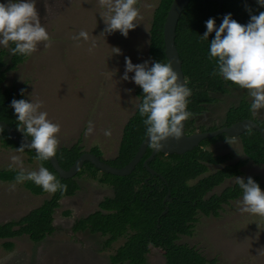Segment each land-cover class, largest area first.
Masks as SVG:
<instances>
[{
    "label": "rangeland",
    "instance_id": "1",
    "mask_svg": "<svg viewBox=\"0 0 264 264\" xmlns=\"http://www.w3.org/2000/svg\"><path fill=\"white\" fill-rule=\"evenodd\" d=\"M159 3L160 0H139L136 4L139 9L137 26L125 37L118 30L111 34L104 31L106 25L102 14L106 9L100 0H36L38 17L50 36V45L45 47L40 42L37 50L27 56L16 71L7 74L3 88L17 93L23 90L24 99L43 102L40 110L60 125L56 134L57 148H70L80 141L85 152L97 147L106 161L115 159L124 128L140 103L136 95L138 86L121 79L125 57L133 64L147 60L151 65V26ZM245 3L261 8L256 0H245ZM82 30L88 33L89 39L74 40L73 37ZM93 41L95 47H92ZM12 43L9 42L7 47L0 46L7 52V64L12 55ZM113 47L120 49L119 54L113 53ZM132 75L134 73H129V77ZM129 89L131 91H127ZM213 96L218 102L206 106V111L195 119V128L219 129L231 107L244 98L251 103L248 90L239 86L230 88L227 94ZM253 115L256 120L264 121V109ZM89 121L93 122L94 131L85 136ZM106 129L111 131L110 136L104 135ZM205 148L215 155L233 156L224 165L209 166L205 176L247 159L240 138L226 137ZM13 155L20 157L22 165L12 163L10 157ZM21 166L26 171H38L42 167L29 153L17 152L0 142V171H20ZM249 176L264 181V165L248 161L238 177L247 179ZM75 180L80 189L73 197L60 201L54 214L55 232L40 243L32 242L27 236L0 240V264H111V256L124 244L125 238L104 249L106 237L89 231L75 233L73 226L78 220L99 211L100 203L114 196L113 188L88 174ZM24 182L0 181V224L19 221L51 199V193L33 195ZM235 184L236 177L225 180L208 196L219 195ZM240 201L241 198L224 205L219 217L199 213L193 235L181 236L178 243L195 248L209 261L216 260L217 264H264V217L242 213ZM6 242H12L14 247L5 249ZM147 264L167 262L159 250L152 248Z\"/></svg>",
    "mask_w": 264,
    "mask_h": 264
},
{
    "label": "trees",
    "instance_id": "2",
    "mask_svg": "<svg viewBox=\"0 0 264 264\" xmlns=\"http://www.w3.org/2000/svg\"><path fill=\"white\" fill-rule=\"evenodd\" d=\"M139 0H137L138 3ZM174 0H160L153 15L151 26V39L149 56L153 61L168 63L165 55L164 25L168 11ZM222 12L217 2L208 0H191L183 12L176 31V47L182 69L186 79V85L192 90L188 98L187 111L192 113L187 119L186 131L190 134L204 132L202 127L195 128V119L206 111L207 105L218 102L213 94H227L230 88L237 85L223 80L219 75H213L217 67L216 59L209 58V44L214 38V33L209 40H204L201 35L206 31L205 21L215 18L217 26L225 14L231 13L233 19L244 24L249 21L250 15H258L264 11V7L256 8L245 3V0H222ZM233 15H236L235 18ZM15 44L10 45V49ZM12 54V53H11ZM7 52L0 49V121L10 125L22 138L23 132L18 130L14 110L10 107L12 99H21V92L3 88L7 74L16 71L23 64L27 56L12 54L10 63L6 62ZM136 95L142 101V89L138 86ZM250 102L242 99L237 106L231 107L223 126H231L244 120H254L264 129V121H258L250 111ZM144 117L139 115L138 109L126 124L118 155L115 159L107 161L115 168H123L128 165L138 152L145 140ZM211 128L208 131H214ZM226 135L207 139L200 146L184 155H165L159 153L149 164L158 175L153 176L144 167V161L151 155L153 147L150 145L141 162L135 170L126 177L114 176L102 173L91 163H85L83 169L74 179H61L51 166L50 162L36 158V152L25 147V152L32 158L37 159L42 167L47 168L56 178L67 186L66 191L55 192L51 199L45 201L39 208L32 210L19 221L0 224V240H8L27 236L32 242L40 243L52 235L54 226V214L60 207V201L67 197H73L80 186L75 180L88 174L101 184L113 188L114 196L105 198L100 203V210L87 218L78 220L73 231L91 234H100L106 237L104 249H109L120 239L125 242L114 255L111 256V264H147V256L151 249L159 250L166 259L167 264H217L216 260L209 261L195 248L185 244H179L181 236L193 235L195 225L198 223V214L206 217H219L224 205L236 201L242 197L239 185L226 188L219 195H210L216 187L222 185L225 180L238 177L242 169L252 161L257 165H264V141L256 130L248 129L240 136L246 160L229 164L214 174L207 175L209 166H220L233 159L232 155H215L205 147L219 140L225 139ZM0 142L4 147L16 150L21 145L11 140L5 130L0 128ZM81 142L78 141L70 148H57L56 157L64 170H69L84 153ZM96 156L102 157L103 153L97 147L90 150ZM18 170L0 171V181L16 182ZM264 190V181L259 177H252ZM247 179H245L246 181ZM195 183H191L194 182ZM25 188L33 195H45L40 186L30 180H25ZM171 193V202L164 200ZM166 207L168 212L163 215ZM69 216V213H65ZM7 250L14 247L12 242L4 243Z\"/></svg>",
    "mask_w": 264,
    "mask_h": 264
},
{
    "label": "clouds",
    "instance_id": "3",
    "mask_svg": "<svg viewBox=\"0 0 264 264\" xmlns=\"http://www.w3.org/2000/svg\"><path fill=\"white\" fill-rule=\"evenodd\" d=\"M101 6L106 9L102 14L105 22V32L111 34L119 31L127 37L129 30L137 26L139 17L137 0H100ZM264 7V0H256ZM206 31L201 35L204 40L214 33L209 40V58H215L217 67L213 75H219L242 89L248 90L251 97L250 111L255 113L264 109V11L258 15H250L246 24L233 19L231 13L225 14L219 26L215 18L205 21ZM89 39L85 31H80L74 40ZM13 42L15 47L12 54L30 56L37 50L40 42L47 47L50 45V36L41 24L36 10V0H3L0 2V46L7 47ZM95 41L92 47H95ZM113 53L119 54L120 49L114 48ZM129 73H134L129 77ZM124 81H131L142 89V101L136 105L139 115L144 117L145 136L147 143L154 149L160 150L169 138L181 140L183 137V121L192 115L187 111L189 97L192 90L183 83L172 63L153 61L151 65L146 60L133 64L129 57H125V71L121 77ZM127 91H131L130 89ZM21 96L25 93L21 90ZM42 101L33 102L31 99H12L10 107L14 110L17 128L25 137H30V144H21L17 152H23L25 147L35 150L36 158L47 161L57 153V133L60 125L47 118L48 113L41 111ZM94 131L92 121L88 122L85 136ZM105 136L111 131L106 129ZM13 164L22 165L19 156L10 157ZM30 180L40 186L45 192L54 194L57 191H66L67 186L62 184L56 176L45 167L38 171H26L22 168L15 181L21 183ZM236 183L241 190L242 213H249L264 217V190L249 176L236 177ZM15 187V184L12 185Z\"/></svg>",
    "mask_w": 264,
    "mask_h": 264
},
{
    "label": "water",
    "instance_id": "4",
    "mask_svg": "<svg viewBox=\"0 0 264 264\" xmlns=\"http://www.w3.org/2000/svg\"><path fill=\"white\" fill-rule=\"evenodd\" d=\"M190 1L191 0H174L172 2V5L166 17V21L164 25V33H163L166 58L168 62L172 63V66L174 70L178 73L180 80L185 84H186V79L182 69V60L180 59V55L176 47V31L179 20L183 12L189 5ZM208 1L217 2L219 4V10L220 12H222V8H223L222 0H208ZM233 16L237 18L236 15ZM239 20L241 21V24H244L242 19L239 18ZM186 122L187 120L182 122L184 127H183V137L181 138V140L177 141L172 138H169L166 142H163L165 145L163 148H161L160 150L153 149L151 155L144 161V167L153 176L158 174L153 169L150 168L149 164L155 159V157L159 153H163L165 155H173V154L184 155L194 150L196 147L200 146V144L207 139L217 138L218 136L221 135H226L227 137H231V138H240V136L243 133H245L248 129L256 130L257 132H259L262 140L264 141V129L261 128V126L254 120L247 119L238 122L236 124H233L229 127L223 126L214 131H204L193 134H188V132L186 131ZM0 128L5 130L9 135V137L11 138V140L18 145H21L22 143L27 145L30 144L31 142V139L29 138L20 137L19 134L4 121H0ZM149 146L150 144L147 143V137H146L145 140L142 142L135 157L128 165H126L123 168H115L110 164H108L103 157L96 156L91 152H84L82 156L75 162V164L69 170H64L60 166V163L56 156L50 158L48 161L50 162L54 170L58 173L59 177L65 180L74 179L83 169L85 163L87 162L91 163L97 170H99L102 173H107L119 177H126L132 174V172L135 170L137 165L141 162ZM170 196L171 193L169 192L164 200L165 204L172 201ZM167 212H168V207H166L162 216L166 215Z\"/></svg>",
    "mask_w": 264,
    "mask_h": 264
}]
</instances>
